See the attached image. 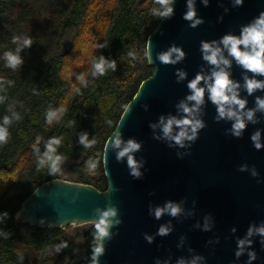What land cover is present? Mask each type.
<instances>
[{"label": "water", "instance_id": "water-1", "mask_svg": "<svg viewBox=\"0 0 264 264\" xmlns=\"http://www.w3.org/2000/svg\"><path fill=\"white\" fill-rule=\"evenodd\" d=\"M196 9L204 21L196 28L184 19L187 0H176L173 18L161 19L147 45L154 74L142 83L115 130L124 140L134 138L142 144L137 153V159L145 161L142 178H133L126 161L117 162L108 148L114 132L104 152L106 191L63 179L50 181L24 202L17 215L20 224L52 230L95 225L94 210L113 205L119 209L122 223L112 230L114 236L106 243L99 264H156L157 259L176 264L179 257L192 254L189 249L206 257V264H247V255L239 260L235 257L236 239L242 238L252 223L264 222V182H259L264 181V149H255L250 138L257 129H264V114H258L259 124L249 125L242 138H235L228 134L231 124L217 123L215 106L206 103L202 110L206 127L195 144L183 149L154 139L149 127L162 115L176 114V105L189 94L188 81L177 83L176 72L183 69L191 80L201 70V41L218 40L227 33L239 35L241 26L264 12V0H244L242 7H233L232 0H210L206 7L197 0ZM173 45L183 49L184 61L174 66L159 62L157 55ZM243 71L234 64L233 78L243 83ZM242 95L248 107L254 108L256 97H264V91ZM244 164L249 171L239 170ZM253 166L258 178L251 175ZM169 200L183 202L181 216L165 215L156 220L149 215L150 206ZM208 216L212 227L204 231ZM169 222L171 234L156 235L159 227ZM145 234L154 236V242L149 244ZM254 250L258 256L254 264H264L259 238Z\"/></svg>", "mask_w": 264, "mask_h": 264}, {"label": "trees", "instance_id": "trees-1", "mask_svg": "<svg viewBox=\"0 0 264 264\" xmlns=\"http://www.w3.org/2000/svg\"><path fill=\"white\" fill-rule=\"evenodd\" d=\"M154 6V0H0V56L15 49L13 35L31 36L34 41L33 47L22 53L25 63L16 71L5 68L0 59V79L14 81V86L7 88V101L0 103V118L8 114V104L13 102H18L17 111L22 116L10 127L8 142L0 145V212L9 213L0 230L10 233L8 239L0 237V264L75 260L73 253L80 249L63 238V230L20 224L17 215L39 187L63 175L102 192L108 189L106 144L142 83L155 71L146 56L149 37L161 21L151 12ZM105 42L107 48H98ZM128 52H133L135 59ZM100 54L117 60L118 68L93 80L91 62ZM79 73H87L92 81L81 94L71 88ZM50 106L66 108L61 123L46 125L45 113ZM70 121L74 123L68 126ZM82 131L95 138L92 148L84 149L78 143ZM37 136L44 140L64 137L58 151L67 159L60 173L50 176L46 169L37 171L31 148ZM40 147L43 151V142ZM89 159L97 162L92 173L85 167ZM94 232L92 225L84 235L87 243L80 264H92ZM62 241H67L68 247L52 263L50 254ZM22 248L37 257L23 256Z\"/></svg>", "mask_w": 264, "mask_h": 264}, {"label": "clouds", "instance_id": "clouds-1", "mask_svg": "<svg viewBox=\"0 0 264 264\" xmlns=\"http://www.w3.org/2000/svg\"><path fill=\"white\" fill-rule=\"evenodd\" d=\"M200 2L207 7L210 0H200ZM154 3L155 6L151 9L154 16L161 19L173 18L176 0H154ZM196 3L197 0H187V11L184 15V19L190 22L192 28H196L204 22L198 16ZM243 4L244 0H232L233 7H242ZM225 12H228V9H225ZM11 42L15 45V49L4 51L0 59L4 61L5 68L16 71L25 63L22 53L26 49H31L34 41L31 36L13 35ZM108 46V43L105 42L98 45V48L103 49ZM200 52L204 64L194 78L188 80V73L183 69H177V83L187 80L189 94L176 105V114L162 115L158 122L149 125L153 130L154 139L167 142L170 148H190L195 144L199 139L200 132L206 127L202 112L206 103L210 102L215 106L217 123L225 121L231 124L228 134L235 138H242L249 125L259 124L258 114H264V97L257 96L255 107L249 108L248 100L242 95V93H247L248 96H252L258 91H264V79L259 78L264 77V12H261L250 23L241 26L239 35L227 33L218 40L201 41ZM127 55L135 59L133 52H128ZM146 56L148 62L151 63V53H146ZM156 59L162 64L174 66L184 61L185 52L182 48L173 45L167 51L160 52ZM234 64L244 70L243 83L233 78ZM117 68V60L100 54L91 62L90 75L94 80L109 71L115 73ZM91 82L87 73H79L75 75V82L72 83L71 88L75 93L81 94V89L88 88ZM11 86H14V81L0 79V103L7 101V88ZM33 94L38 93L33 90ZM17 103L8 104V114L0 118V145L8 142L9 129L12 124L22 119L20 112L17 111ZM21 107H23L22 104ZM66 111L64 106L57 108L50 106L45 113L46 125L52 126L61 123ZM73 123L70 121L68 126ZM250 138L255 149H264V129H257ZM63 140V136H51L46 140L37 136L31 145L37 171L46 169L50 176L61 172L67 159L63 153L58 151ZM42 142L43 151L40 147ZM78 143L84 149H90L96 144V140L95 138L90 139L89 133L82 131L78 136ZM108 148L115 154L117 162L124 163L126 161L133 178L137 180L142 178L145 161L137 159V153L142 148L140 142L134 138L124 140L120 131L117 130L113 134ZM85 167L89 173H92L97 167V162L89 159L86 161ZM239 170L247 172L250 169L247 164H244ZM251 175L254 178L259 177V172L254 166L251 168ZM182 204L183 202L169 200L163 205L150 206L149 215L156 220H160L165 215L177 218L184 213ZM94 215L97 219L95 220L91 261L92 264H99V258L105 253L106 243L114 236L112 230L118 228L122 221L119 219V209L113 205L96 208ZM8 219L7 211L0 212V223H4ZM210 219V216L205 217L204 231L211 230ZM172 231L173 227L169 222L167 225H161L156 235L166 237ZM236 231L235 227L232 228L233 233ZM9 236L10 233L0 230V237L8 239ZM256 238H259V243L264 246V222L259 225L252 223L246 234L242 238L236 239L235 257L237 260L247 255V264H254L257 261L258 256L254 250ZM145 239L151 244L155 237L145 234ZM183 239L181 238L180 247H183ZM216 243H219V240ZM67 247V241H62L55 246V252L59 254ZM189 252L192 253L190 256L176 259V264H206V257L195 254L193 249H189ZM156 264H169V262L157 259Z\"/></svg>", "mask_w": 264, "mask_h": 264}, {"label": "rangeland", "instance_id": "rangeland-1", "mask_svg": "<svg viewBox=\"0 0 264 264\" xmlns=\"http://www.w3.org/2000/svg\"><path fill=\"white\" fill-rule=\"evenodd\" d=\"M61 179L72 182V183H79L74 177L69 176V175H63L61 176ZM81 184H84V183H81ZM91 226L92 225H83V226L73 225L63 230L64 231L63 238L69 242H74L80 249V251L73 253V256L76 257L74 261L71 262V260L67 258L64 264H69V263L70 264H80L84 260V250H85L86 243H87L84 235ZM65 249H63L59 254L55 252V249L51 252L50 255L53 258L52 263H56L60 259V257L65 252ZM21 254L25 257L29 255L34 256V258L37 257V255H35L34 252H31L28 249H24V248L21 249Z\"/></svg>", "mask_w": 264, "mask_h": 264}]
</instances>
